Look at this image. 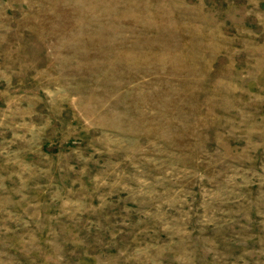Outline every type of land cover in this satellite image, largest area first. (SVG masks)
Instances as JSON below:
<instances>
[{
    "label": "rangeland",
    "instance_id": "rangeland-1",
    "mask_svg": "<svg viewBox=\"0 0 264 264\" xmlns=\"http://www.w3.org/2000/svg\"><path fill=\"white\" fill-rule=\"evenodd\" d=\"M0 264H264V0H0Z\"/></svg>",
    "mask_w": 264,
    "mask_h": 264
}]
</instances>
